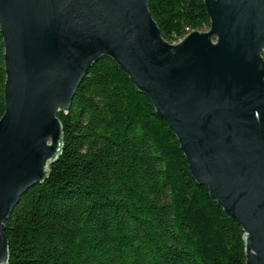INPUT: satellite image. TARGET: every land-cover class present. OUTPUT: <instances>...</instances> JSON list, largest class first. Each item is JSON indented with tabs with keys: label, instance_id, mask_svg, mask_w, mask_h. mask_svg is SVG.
<instances>
[{
	"label": "water",
	"instance_id": "water-1",
	"mask_svg": "<svg viewBox=\"0 0 264 264\" xmlns=\"http://www.w3.org/2000/svg\"><path fill=\"white\" fill-rule=\"evenodd\" d=\"M211 26L166 41L150 0H0V264L5 223L63 151L58 113L109 58L176 136L193 179L264 264V0H205Z\"/></svg>",
	"mask_w": 264,
	"mask_h": 264
},
{
	"label": "trees",
	"instance_id": "trees-1",
	"mask_svg": "<svg viewBox=\"0 0 264 264\" xmlns=\"http://www.w3.org/2000/svg\"><path fill=\"white\" fill-rule=\"evenodd\" d=\"M150 11L169 43L211 26L205 0H150ZM5 83L0 32V119ZM57 117L62 155L5 223L8 264H246V233L114 61L96 62Z\"/></svg>",
	"mask_w": 264,
	"mask_h": 264
},
{
	"label": "rangeland",
	"instance_id": "rangeland-1",
	"mask_svg": "<svg viewBox=\"0 0 264 264\" xmlns=\"http://www.w3.org/2000/svg\"><path fill=\"white\" fill-rule=\"evenodd\" d=\"M204 31H207V30H204Z\"/></svg>",
	"mask_w": 264,
	"mask_h": 264
}]
</instances>
